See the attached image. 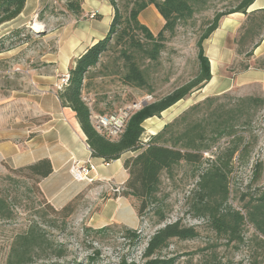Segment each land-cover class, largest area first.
Returning <instances> with one entry per match:
<instances>
[{"label":"trees","instance_id":"1","mask_svg":"<svg viewBox=\"0 0 264 264\" xmlns=\"http://www.w3.org/2000/svg\"><path fill=\"white\" fill-rule=\"evenodd\" d=\"M27 0H0V26L17 18L24 9ZM222 0H109L113 8V17L107 34L75 59L68 68V80L57 91L60 105L69 108L86 137V143L93 158L105 163L120 159L123 154L133 155L123 162L128 178L123 184L121 195L133 197L139 201L137 215L141 217L152 212L158 228L146 241L141 264H178V257L166 255L173 240L191 241L199 238V232L193 226H184L181 219L166 223V205L159 199L161 178H172L174 169L184 163L194 167L193 176L197 178L193 189L186 198L187 212L200 219L216 236L215 243L207 244L191 254L211 250L202 262H193V257L184 264H234L224 263L216 253L218 244L239 249L252 247L255 264L264 259V186L240 194L241 205L236 208L230 203L229 175L235 171L233 160L238 165H247L257 140L246 139L251 120L257 109L264 106V97L246 96L233 99L231 103H222L229 96L206 97L183 111L178 117L167 123L161 131L151 135L146 141L143 123L188 97L194 90L204 88L210 81V65L205 55L203 43L218 28L222 18L231 14H244L246 19L235 41L237 54L242 58L243 66L248 68L252 51L264 38V9L247 14V9L255 0H232L230 7H218ZM149 5H154L165 23L162 30L153 35L138 20L139 14ZM66 12L80 16L81 0H68ZM213 10L200 26L201 34L196 41L198 72L191 80L175 88L164 97L142 106L133 112L126 123L125 130L118 141L112 142L98 134L89 121V106L82 101V93L91 90L93 79L103 76L98 66L104 63L103 57L111 61L114 75H118L120 84L152 93L148 71L151 64L158 62L164 49V42L173 37L178 25L194 22L196 15ZM3 37L0 38V43ZM3 48H1L2 50ZM0 50V53L2 52ZM114 55V56H113ZM113 56V58H112ZM114 59V61H113ZM147 62V64H145ZM256 67L264 69V57L255 61ZM234 67V65H233ZM107 66L103 65V70ZM115 111L111 112L114 113ZM98 114H111L99 113ZM227 139V145L219 150L212 159L203 161L202 154L212 151L221 139ZM207 167L198 174L201 165ZM9 169V168H8ZM262 170L261 161L252 165L254 178ZM15 174L26 173V179L35 184V190L42 196L44 206L35 211L26 228L15 235L7 256L6 264H35L38 261L55 260L53 264L66 258L68 246L55 239L53 232H63L68 228V219L78 209L77 197L59 210H55L42 195L38 183L51 172L49 161L40 160L32 165L11 169ZM15 186L12 176H7ZM17 188V186H16ZM249 189V188H248ZM15 197L6 191H0V222L12 221L17 216ZM114 227H120L118 234L133 250L142 243L138 230L123 225L112 224L99 229L82 225L77 233V242L88 250L84 256L88 264L98 261L102 240L110 237ZM252 230L246 239V228ZM221 240L223 243H218ZM258 260V261H257ZM75 261H72L74 263ZM117 264H134L128 254L119 256Z\"/></svg>","mask_w":264,"mask_h":264},{"label":"rangeland","instance_id":"2","mask_svg":"<svg viewBox=\"0 0 264 264\" xmlns=\"http://www.w3.org/2000/svg\"><path fill=\"white\" fill-rule=\"evenodd\" d=\"M231 2L232 0H222L217 3V6L220 8L230 7ZM66 3L67 0H40L39 8L30 19H27L26 23L23 24L18 19L0 26V38L3 37L0 43V50L3 48L0 53V126H17L21 122H26L28 116L34 113L32 110L40 102V97H44L42 96L45 93L44 90L49 88L51 82L57 85V91L61 89L62 79L72 65L70 63L66 69L64 64L55 62L68 49L66 46L67 39L61 35L67 22L71 20L70 14L66 12ZM212 11L196 15L194 22L180 23L174 36L168 37L164 42V49L160 53L158 62L149 66L147 76L153 88L152 93L121 85L118 75H114L113 68L110 66V59L106 60L103 57L101 63L104 64L97 68L98 71L102 70L103 76L93 79L92 89L82 93V96L87 97L90 101V110L99 113H111L132 104L145 95H150L153 101H156L196 76L198 62L195 44L201 34L202 28L200 26L211 17ZM203 47L205 49L204 43ZM208 49L207 45L205 51ZM103 65L107 66L105 70H103ZM243 65L242 61H239L232 68L238 71L237 69ZM223 94L230 98V101L228 98L222 100V103L226 104L233 102V99L246 96L264 97L262 89L257 85L232 89ZM223 94L212 95L210 88L194 90L188 97L170 107L165 112V114L169 113L165 119L160 115V117H153V120L160 125L164 122L170 123L193 104L204 100L206 97ZM148 123L149 121L143 123V141L151 136L147 132ZM245 134L248 135L246 139H252L251 137L254 136L257 142L247 165H238L235 159L233 160L236 170L229 175L230 198L233 199L229 202L236 208L241 205L238 200L241 193L264 186V106L256 110L251 120L249 134ZM226 145L227 139H221L215 148H212V151H206L202 154L203 161L212 159ZM132 154L128 153L125 156L129 158ZM256 161H261L262 170L259 177L254 178L252 165ZM206 167L207 164L203 163L198 174L204 171ZM194 170L192 165L180 164L174 169L172 178H168L166 175L162 176L158 193L159 199L164 201L166 205V223L181 219L184 226H193L200 234L199 238L195 240H173L171 242L166 255L177 256L178 264H184L190 256L194 258L192 263L202 262L205 257L210 255L211 250L197 255L191 253L216 241L214 233L200 219L193 218L187 212L186 198L197 180L193 176ZM26 175V173L15 174L11 169L3 168L0 165V191H6L10 196L15 197L13 199L17 214L12 221L0 222V264H6L15 235L22 232L30 219L35 217V211L44 206V200L35 190L34 182L26 179ZM7 176H12L17 183V188L10 180H6ZM104 189V185H93L86 195L79 198L78 209L68 219L66 231L53 232L56 240L65 242L68 246L66 258L59 261V264H88L84 259L88 250L78 244L77 233L80 232L82 225L88 226L86 220L92 215L93 210H96L106 201V194L112 192L109 188ZM127 199L131 200L133 208L137 209L139 201L133 197ZM155 222L156 217L152 215V212H147L135 220L134 228L128 226L131 227L130 229L138 230L142 237V243L133 250H128V244L118 234L120 227H114L115 233L97 244L101 249L102 256L93 264H117L119 256L124 253L128 254L129 259L134 264H141V254L147 239L160 228L159 225H155ZM118 225L121 226V224ZM251 232L252 230L248 227L245 229L246 239L251 237ZM218 243L223 242L218 240ZM218 245L216 253L224 263L230 261L234 264H255L256 258L252 247L249 249L243 246L236 249L232 245L229 247L223 244ZM54 261L53 259L44 262L38 261L35 264H53ZM72 261L75 262L72 263ZM259 261L264 264V259L259 258Z\"/></svg>","mask_w":264,"mask_h":264},{"label":"crops","instance_id":"3","mask_svg":"<svg viewBox=\"0 0 264 264\" xmlns=\"http://www.w3.org/2000/svg\"><path fill=\"white\" fill-rule=\"evenodd\" d=\"M39 1L27 0L23 11L14 20L20 19L23 24L26 23L39 8ZM262 9L264 0H255L247 9V14ZM81 11L78 17L70 14L71 20L67 22L61 34L67 39L68 49L55 62L64 64L66 69L87 48L104 38L113 17L109 0H81ZM91 14L94 15L93 18L89 17ZM245 19V15L241 13L222 18L218 28L204 41V51L207 45L209 48L205 55L209 60L211 75L204 88H210L212 95L254 85L260 87L264 93V69L257 68L255 64V61L264 57V38L252 51L246 70L235 71L232 68L235 63L242 61L237 54L235 41ZM138 20L154 36L162 30L165 23L154 5L145 8L139 14ZM57 89V85L51 82L26 122L17 126H0V165L3 168L18 169L40 160L49 161L51 172L40 179L38 187L45 200L55 210L63 208L76 197L79 200L93 185H104V190L118 188L121 193L128 178L123 167L124 160L128 158L125 155L128 153L109 163L100 158H93L75 114L60 105ZM167 110L161 113L163 119L169 114H165ZM146 121H149L147 132L150 135L157 134L167 124L160 121L163 123L160 125L153 118ZM74 162H89L94 166L93 183L79 182L71 176L70 167ZM120 193L106 194V201L93 210L86 220L89 227L99 229L121 224L134 228V222L138 218L137 209L133 208L131 200Z\"/></svg>","mask_w":264,"mask_h":264},{"label":"built area","instance_id":"4","mask_svg":"<svg viewBox=\"0 0 264 264\" xmlns=\"http://www.w3.org/2000/svg\"><path fill=\"white\" fill-rule=\"evenodd\" d=\"M89 17L93 18L94 15L91 14ZM67 80L68 74H66L62 79V85L60 88L66 85ZM82 101H84L88 106L90 105V101L87 97L82 96ZM152 101L153 99L150 95H145L141 99L128 106L119 108L117 111L111 114H98L95 112H90V124L92 128L104 138L112 142L118 141L122 136L126 123L133 112L140 110L142 106ZM93 169L94 166L89 162H74L70 167V174L76 181L91 184L94 182L92 177ZM111 191L117 194L120 193L118 188L111 189Z\"/></svg>","mask_w":264,"mask_h":264},{"label":"bare ground","instance_id":"5","mask_svg":"<svg viewBox=\"0 0 264 264\" xmlns=\"http://www.w3.org/2000/svg\"><path fill=\"white\" fill-rule=\"evenodd\" d=\"M179 106H180V105H179ZM177 107H178V106H177ZM176 109H177V108H176ZM172 111H173V110H172ZM174 111H175V110H174ZM174 111H173V112H174ZM163 115H165V114H163Z\"/></svg>","mask_w":264,"mask_h":264}]
</instances>
